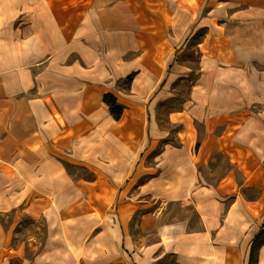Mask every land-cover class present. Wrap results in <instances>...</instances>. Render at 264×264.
<instances>
[{
    "label": "crops",
    "instance_id": "0c3cea01",
    "mask_svg": "<svg viewBox=\"0 0 264 264\" xmlns=\"http://www.w3.org/2000/svg\"><path fill=\"white\" fill-rule=\"evenodd\" d=\"M190 47L198 73L169 108ZM218 153L231 169L216 175ZM171 203L187 208L168 218ZM21 206L45 241L26 257L0 222V264H249L264 0H0V213Z\"/></svg>",
    "mask_w": 264,
    "mask_h": 264
},
{
    "label": "rangeland",
    "instance_id": "374dc122",
    "mask_svg": "<svg viewBox=\"0 0 264 264\" xmlns=\"http://www.w3.org/2000/svg\"><path fill=\"white\" fill-rule=\"evenodd\" d=\"M204 33V31L199 30L196 34L195 41L200 38V36ZM188 52L184 55L182 62L189 65L192 68V72L188 77L177 84V92L178 95L175 97V100L172 102L169 108H177L184 100L188 98L189 95V86L190 81L195 80L196 74L199 69V54L196 52L195 47H190L187 50ZM122 84L125 86L128 84L127 81L123 80ZM164 123L166 124L167 117H163ZM227 156H222L220 153L216 155V158L211 162L212 169H216L213 171L216 175L220 172L223 173L225 170L231 169V165L227 163ZM71 172H74L76 168L70 167ZM79 173H83L82 170L78 171ZM84 176L89 177L88 172L84 171ZM187 206H183L181 204L171 203L169 205L170 212L168 214V218H172L173 216H177L185 211ZM195 217V214L189 211ZM0 222L4 225L7 230V238L8 243L10 245L18 247L21 246L22 255L26 257H33L34 254L43 246V243L46 238V228L47 222L43 217L33 218L31 217L27 211L24 209V206H21L9 213H0ZM12 264H23V260L21 258H14L12 260Z\"/></svg>",
    "mask_w": 264,
    "mask_h": 264
},
{
    "label": "trees",
    "instance_id": "16d2710c",
    "mask_svg": "<svg viewBox=\"0 0 264 264\" xmlns=\"http://www.w3.org/2000/svg\"><path fill=\"white\" fill-rule=\"evenodd\" d=\"M132 77L133 74H129L125 78V81L129 83ZM103 101L109 105V109L116 119L121 117L124 107L117 101V98L112 93H105L103 96ZM262 244H264V223L261 231L252 241L249 264H254L257 262V253Z\"/></svg>",
    "mask_w": 264,
    "mask_h": 264
}]
</instances>
